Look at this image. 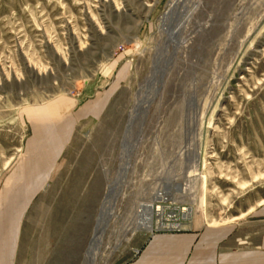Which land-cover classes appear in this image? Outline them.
Listing matches in <instances>:
<instances>
[{"label":"rangeland","instance_id":"1","mask_svg":"<svg viewBox=\"0 0 264 264\" xmlns=\"http://www.w3.org/2000/svg\"><path fill=\"white\" fill-rule=\"evenodd\" d=\"M98 86L112 94L32 197L14 264H87L119 178L97 264H124L157 234L134 210L161 192L183 215L173 233L228 226L263 202L264 0H0V213L37 183L31 141L59 140L55 115L35 110L80 107Z\"/></svg>","mask_w":264,"mask_h":264},{"label":"crops","instance_id":"2","mask_svg":"<svg viewBox=\"0 0 264 264\" xmlns=\"http://www.w3.org/2000/svg\"><path fill=\"white\" fill-rule=\"evenodd\" d=\"M105 87L95 88L90 100L80 107V102L68 98L35 110V120L43 121L45 116L55 115V123L60 124L55 129L58 133L55 138L59 140L46 142L41 135L42 149L37 148L36 140L31 141L33 144L29 148L27 164L32 177L27 179L29 182L37 179V183L33 185L37 189L34 191L32 187L31 191L30 184L23 186L20 194L17 193L21 205H12L17 200L10 199V210L0 213V264L15 263L17 228L30 209L32 197L41 195L49 187L47 181L53 178L58 155L68 146L75 125L100 114L101 107L112 94L106 90L96 93ZM32 165L35 170L31 168ZM6 203L8 204L7 199ZM235 220L237 221L228 226H206L180 233L151 235L139 253L124 264H264V202L251 207L232 221Z\"/></svg>","mask_w":264,"mask_h":264},{"label":"built area","instance_id":"3","mask_svg":"<svg viewBox=\"0 0 264 264\" xmlns=\"http://www.w3.org/2000/svg\"><path fill=\"white\" fill-rule=\"evenodd\" d=\"M154 203H149V209L143 214L144 220L150 225V230L153 233L158 232H179L182 227V216L177 215L171 211L165 212L163 204L168 201L164 193H160L159 197L155 199ZM138 212V213H137ZM142 206L137 211V205L134 210V221L137 228V221L141 226ZM139 217V220H137ZM154 230V232H153Z\"/></svg>","mask_w":264,"mask_h":264},{"label":"bare ground","instance_id":"4","mask_svg":"<svg viewBox=\"0 0 264 264\" xmlns=\"http://www.w3.org/2000/svg\"><path fill=\"white\" fill-rule=\"evenodd\" d=\"M127 159H128L127 156H125V159L124 160L126 161ZM121 168H122V166H121ZM257 179H260V178L255 177V181ZM120 181H121L120 178L117 179L115 186L114 187L111 186L110 187V190H109V192L107 194V200H106V203L104 205L103 212L101 213V215H100V217L98 219V225H97V228H96L95 237L92 240L91 246H90V248H89V250H88V252L86 254V263L87 264H97V257L99 255V245H100V242H101V236H102L104 227L107 225V222H108L107 219L109 220V218L114 213V211L112 212V210H113V203H114V199H116V196L118 194V185H120ZM148 209H149V205H148V208L146 209V211L145 210L144 211L142 210L143 212L141 214L142 215V218H141V222H142L141 223V226L144 225L143 227H145V228H147V229L150 230V225L147 224V222L144 220V217H143V214L146 213Z\"/></svg>","mask_w":264,"mask_h":264}]
</instances>
